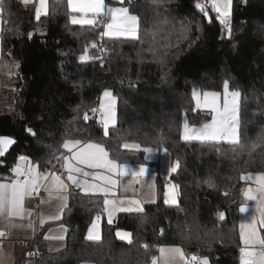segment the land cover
Returning a JSON list of instances; mask_svg holds the SVG:
<instances>
[{"label": "trees", "instance_id": "trees-1", "mask_svg": "<svg viewBox=\"0 0 264 264\" xmlns=\"http://www.w3.org/2000/svg\"><path fill=\"white\" fill-rule=\"evenodd\" d=\"M0 2V61L19 62L9 86L0 89V136L16 141L0 157V182L11 179L19 155L41 172L53 170L64 139L101 143L121 163H137L142 155L121 148L124 142L158 148L163 141L170 163L180 161L176 173L158 180L155 205L103 223L98 242L86 241L85 232L103 212L102 199L73 193L60 220L69 229L66 240L50 251L44 227L38 230L36 264H152L161 246L199 252L210 264H238L240 176L264 171V0H233L230 39L211 6H205L211 23L196 7L199 0H124L117 7L140 16L138 38H105V66L98 59L79 61L100 27L71 24L67 0H48V15L39 21L33 3ZM89 55L97 56V49ZM225 80L230 91L241 92L242 146L184 141L185 114L189 125L208 120L193 111V89L221 92ZM105 88L117 97V125L108 137L89 111ZM29 127L35 137L25 131ZM166 183L179 185L176 205L163 202ZM218 211L226 213L224 221ZM118 229L133 234L131 244L115 239ZM32 251L29 243L20 256Z\"/></svg>", "mask_w": 264, "mask_h": 264}, {"label": "snow or ice", "instance_id": "snow-or-ice-1", "mask_svg": "<svg viewBox=\"0 0 264 264\" xmlns=\"http://www.w3.org/2000/svg\"><path fill=\"white\" fill-rule=\"evenodd\" d=\"M27 5L29 3L35 4V19L40 20L41 15H48V0H22ZM247 0H245V3ZM121 5L124 4V0H119ZM131 0H129V4ZM232 3L233 0H211L212 11L216 13L215 19L227 30L229 39L231 38V15H232ZM196 7L204 14L208 22H212V17L209 16L205 6L197 3ZM3 4L0 2V10H2ZM67 8L69 10V21L73 25H88L92 27L100 26L102 31L99 33L101 39L103 37L116 38V37H131L133 39L137 37L138 26L140 23V16L138 14H131L129 7H111L106 3V0H67ZM74 13L81 14L79 17ZM2 14V12H0ZM33 33H28V38L31 39ZM89 49H97V41L91 40L86 44L82 50V54L79 56L81 63H86L92 59H98L103 66L102 55L92 56L89 55ZM99 52L106 51L105 49H98ZM16 67H19V62H16ZM224 100L223 105L219 103L220 93L214 91L200 92L195 88L192 91V98L196 102V108L193 109H205L210 111L213 115L210 122L204 123L201 127L189 126L187 114L183 121V131L181 138L188 141H200V142H217L227 141L234 146H242L243 130L241 120V92L239 90H229V81L223 82ZM101 102L99 108H91L89 111L95 114L99 112L100 121L103 134L105 137L109 136L110 129H115L117 125V112L116 102L117 97L113 92L105 88L102 92ZM79 111V110H78ZM83 119L87 122L90 119L89 112L85 111ZM25 131L35 137L36 133L32 128H26ZM163 134L161 133V136ZM123 139V137H122ZM260 140H264L262 135ZM16 143L15 139L7 136H0V157H4L10 150L11 146ZM255 142L253 147H255ZM62 148L69 154H61L55 157L57 163H60V167L64 169L63 173L57 174L55 171L40 172L39 165L33 164L30 157L26 155H19L10 172L13 174L11 182H0V217H6L10 221L13 218L20 220L25 219V214L31 217V211L25 208V198L31 197L33 192H37L42 186L40 181L48 182L46 191L49 196H52L53 192L57 193V198L62 201L60 206V214L55 217H49V219H61L64 211L69 207L68 198L71 195L70 188L79 189L77 194L85 196H95L100 194L103 199V213H106L107 224L112 225L114 223V213L117 212H135L142 214L144 212L143 203L139 199H118L115 197L114 189L118 185L124 187L125 191H128L131 185L124 186L121 181L124 177L131 176L133 178L139 177H151L152 161L155 157L162 154L164 157L170 155V149L165 146L163 141L158 148L151 146H143L138 142H124L121 148L129 151H135L142 155L138 157V164L121 163L119 158H109V152L101 143L85 142L82 139H64ZM236 151V148H233ZM23 162V163H20ZM3 160H0V164ZM52 164V161H49ZM52 168H56V164H52ZM104 169L105 175H100L94 172H90L87 169ZM180 168L179 159L171 162L168 165V173H176ZM66 173V175H65ZM98 181L99 183L90 182ZM240 179L243 181L255 180L258 187L253 189L251 187L246 190H241L244 196V202L238 207L239 214L249 213V201L256 203V208L250 218L247 220H241L240 222V240L245 247L240 249L241 252V264H264V236L258 235L257 224L261 228H264V171L257 173L248 172L246 175L241 174ZM136 183H139V179H136ZM147 185L145 181L144 187ZM155 189V184L148 185ZM209 187H213V184L209 182ZM179 189L178 184H171L167 186V190L164 192L163 202L165 205H176L177 191ZM60 193H67V195H60ZM258 193V194H257ZM229 193L226 191L224 195ZM112 196V199L108 197ZM43 202V201H42ZM152 202H155L154 200ZM127 203L128 206H124ZM103 213L97 214L92 220L89 226L85 239L86 241L98 242L102 240L101 223ZM258 214V216H257ZM217 217L220 221L226 219V213L224 211H218ZM46 221L41 218L40 226ZM16 226V225H13ZM24 227V225H19ZM27 228L33 229V223L29 219ZM61 231L64 234L57 236H45L46 240H58L65 241L66 234L69 229L61 225ZM163 234V229H161ZM7 233L4 230H0V237H6ZM117 238L122 241L132 243V233L117 230L115 232ZM259 248L256 249V246ZM2 247V246H0ZM145 249H148V245H143ZM158 251L164 256L165 253L173 254L171 257L164 256L167 261L169 259H179L183 264H210L208 257H198L192 255L190 259H186L183 250L180 247H159ZM38 255L37 252H28L27 256L32 257ZM157 257H152V264H157ZM0 264H3L0 259Z\"/></svg>", "mask_w": 264, "mask_h": 264}, {"label": "crops", "instance_id": "crops-1", "mask_svg": "<svg viewBox=\"0 0 264 264\" xmlns=\"http://www.w3.org/2000/svg\"><path fill=\"white\" fill-rule=\"evenodd\" d=\"M74 14H76L78 17L80 16L79 13H74ZM0 30H1V20H0ZM107 38H109V37H107ZM116 38H131V37H123L122 36V37H116ZM0 63H3V62L0 61ZM5 63H7V62H5ZM101 96H102V94L100 95V98H101ZM100 101H101V99H99V102ZM99 105H100V103H99ZM99 105H98V108H99ZM98 121H100V117L98 118ZM62 154H69V153H67L66 150L63 149ZM160 155H162V154H160ZM160 155L155 157L152 161L151 177H154L155 178L154 180L152 178H149V177H139V178H133L131 176L124 177L121 181V184L124 186L131 185V187L129 188L128 191H125L124 187H122L121 185H118L116 187V189H114L115 197L118 199H124L125 201L128 199H139L143 203L144 210L147 206L155 205L157 202L158 193H159L158 192V180L160 178L168 179L169 176L172 174V173L169 174L168 171L166 173L162 171L161 163H160ZM20 163H23V162H20ZM60 163H62V161ZM60 163H57L56 168H54L51 171H55L57 174L63 173L64 169L60 167ZM138 163L139 162L130 163V164H138ZM87 170L90 172L100 174V175L106 174L105 170L102 168L101 169H87ZM65 175H66V173H65ZM12 178H13V174L11 175V179ZM11 179L7 180V181H3V182L9 183V182H11ZM89 179H90V182L99 183L98 181H91V178H89ZM136 179H139V183H136ZM145 181H147V185L144 187H141V185L145 184ZM40 183L42 186L39 188L38 193L33 192L31 197L25 198V202H24L25 208L27 210L31 211V213H32L31 217H28L27 213L25 214L24 220H20L18 218H13L10 221L6 217H0V230H4L7 233L6 237H0V246H2V247H0V259H2L3 264H15L17 259H20L19 264H29V259L25 263V260L28 256L21 257L20 254H21L22 250L25 249L26 245L31 243V241H33L35 239L39 227L42 230L44 227V237L45 236H57V235L64 234L61 231V225H63L62 223H60L61 219H49V217H55V216L60 214V206L62 204V201L57 198L56 192H53L51 197L49 196L48 191H46V187L48 186V182L41 180ZM251 183L253 184L254 189H256L258 187L255 180H252ZM152 184H155V189L148 186V185H152ZM167 186H169V183H166L164 188H163V196H164V192L167 190ZM69 192H71V195H72L73 193L79 192V189L70 188ZM60 195H67V193H60ZM95 196H98L100 199H102V201L104 199V197L100 194H97ZM108 198L112 199L113 197L109 196ZM153 200L155 202H152ZM68 201H69V198H68ZM248 205H249V213L247 216L249 219L251 214H253L255 211L256 203L252 201V203H248ZM124 206H128L127 203H125ZM133 213H135V212H130V213L117 212V213H114V220L116 219V217L118 215L133 214ZM95 216L93 217V219L95 218ZM257 216H258V214H257ZM41 218H43L46 221L43 224V226H40V223H39ZM29 219L33 223L34 231H33V229L26 227V225L29 223ZM240 222H241V220H240V214H239L238 231H239ZM54 223H56V224H54ZM103 223H107L106 213H103V216H102L101 234H102ZM13 225H16V226H13ZM19 225H24V227H21ZM90 225H91V223L89 224V226ZM258 225L259 224H257V226H256L257 229L259 230V228H260V231H262V236H264V228L258 227ZM89 226H88V228H89ZM88 228H87V230H88ZM87 230L85 232V236H86ZM17 242H21L22 245H17ZM47 242H48V249L50 251H53V250L60 249L63 241L48 239ZM164 247H170V246H164ZM258 248L259 247L256 246V249H258ZM182 250H184V249H182ZM172 255L173 254H169V253L164 254V256H168V257H171ZM164 256L161 257L160 252L157 251V254H156V257L158 258L157 264H160V262H161V264H166ZM187 257H188V259H190V257L188 256V253H187ZM240 258H241V255L239 256L238 264H240ZM167 264H180V261L178 258L177 259H169L167 261Z\"/></svg>", "mask_w": 264, "mask_h": 264}, {"label": "rangeland", "instance_id": "rangeland-1", "mask_svg": "<svg viewBox=\"0 0 264 264\" xmlns=\"http://www.w3.org/2000/svg\"><path fill=\"white\" fill-rule=\"evenodd\" d=\"M22 1V0H21ZM119 2V0H106V3L111 6V7H116L117 6V3ZM81 15V14H80ZM42 16V15H41ZM221 25V24H220ZM222 29L227 32V30L221 25ZM107 38V37H106ZM1 51V50H0ZM16 70H17V67H16V64L15 63H0V89L1 88H4V87H8L9 86V81L10 79L16 75ZM216 92V91H214ZM217 93H220V98H219V103L221 104V106L223 105V100H224V89H222L221 92H217ZM101 102V101H100ZM99 102V103H100ZM194 102V106L196 108V102L195 100H193ZM98 103V105H99ZM199 111V114H201L204 118H207V122H210L211 121V118H212V113L208 110H205V109H197ZM97 122L99 123V121L97 120ZM205 122V123H207ZM100 124V123H99ZM204 124V123H203ZM202 124V125H203ZM101 125V124H100ZM202 125H198V126H195L196 128H199L201 127ZM190 127L191 126H194V125H189ZM102 127V126H101ZM182 131H183V128H182ZM182 131H181V134L182 135ZM195 141V140H193ZM196 142H200V141H196ZM213 143H229L227 141H224V140H221V141H217V142H213ZM162 154V153H161ZM160 163H161V169L163 172H167V169H168V165L170 164V159H169V156L168 157H164L163 154L160 155ZM172 183H169V185H171ZM253 188L254 189V186L253 184L251 183V181H243L242 180V187H241V190H246L247 188ZM241 196H240V204L244 202V196L242 194V191H241ZM178 195V193H177ZM254 202V201H253ZM248 203H252V201H249ZM248 213L246 214H240V220H247L248 219ZM258 227H260L258 225ZM239 232H240V227H239ZM258 235L262 236V231H260V228L258 230ZM239 239H240V235H239ZM242 247H245L244 244L241 242L240 240V249ZM257 247H259V245H257ZM240 249H239V256L241 255V252H240ZM183 253L185 254V257L186 259H188L187 257V253L185 252V250H183ZM161 254V253H160ZM189 257H191L192 255H188ZM162 257V255H161ZM242 258V257H241ZM241 258H240V264H241ZM29 259L30 261V257H27L26 260H25V263L27 262V260ZM180 261V260H179ZM161 264V262H160ZM180 264H183L182 261H180Z\"/></svg>", "mask_w": 264, "mask_h": 264}, {"label": "built area", "instance_id": "built-area-1", "mask_svg": "<svg viewBox=\"0 0 264 264\" xmlns=\"http://www.w3.org/2000/svg\"><path fill=\"white\" fill-rule=\"evenodd\" d=\"M199 3L202 4V5H204V6H211V0H199ZM242 3H244V0H242ZM102 30H103L102 27H100V32ZM99 33L97 35V41H98L97 55H102V57H103V66H105V64H106V52L105 51H103V52H99L98 51V49H101V48L102 49H105L104 44H103L105 37H103L101 39V37L99 36ZM99 62H100V65H101V61L100 60H99ZM96 108H98V107H96ZM99 117H100L99 112H97L95 114H93V113L91 114V118L94 121H97ZM38 230H40V227L38 228ZM35 241H36L35 239L33 241H31V243L33 244V251L32 252H37L36 246H35ZM17 245H22V243L21 242H17ZM194 255H197L198 257L202 258L201 254L199 252H197ZM37 257H38V255H34V256L30 257L29 264H36Z\"/></svg>", "mask_w": 264, "mask_h": 264}, {"label": "water", "instance_id": "water-1", "mask_svg": "<svg viewBox=\"0 0 264 264\" xmlns=\"http://www.w3.org/2000/svg\"><path fill=\"white\" fill-rule=\"evenodd\" d=\"M13 147H14V145L11 146L10 150H11ZM10 150H9L8 152H10ZM8 152H7V153H8ZM119 230H121V229H119ZM116 231H117V230H116ZM116 231H115V232H116ZM123 231H125V230H123ZM115 232H114V236H115V239H116L118 242L123 243V244H129L127 241H122V240H120L119 238H117L116 235H115ZM127 232H129V231H127ZM130 233H131V232H130ZM132 237H133V234H132ZM132 237H131V239H132Z\"/></svg>", "mask_w": 264, "mask_h": 264}]
</instances>
